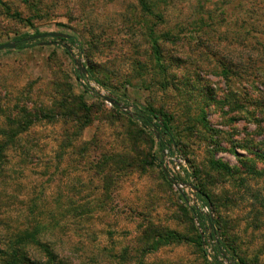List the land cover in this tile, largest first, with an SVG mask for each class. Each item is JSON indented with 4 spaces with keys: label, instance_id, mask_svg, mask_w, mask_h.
I'll return each mask as SVG.
<instances>
[{
    "label": "rangeland",
    "instance_id": "rangeland-1",
    "mask_svg": "<svg viewBox=\"0 0 264 264\" xmlns=\"http://www.w3.org/2000/svg\"><path fill=\"white\" fill-rule=\"evenodd\" d=\"M3 1L0 44L31 45L0 52V128L24 107L34 121L0 158V230L47 222L43 241L68 264H264V0H153L161 23L137 0ZM56 81L93 106L82 132L40 120L57 110ZM95 86L130 117H158L144 128ZM164 115L177 147L162 150ZM171 231L183 239L159 246Z\"/></svg>",
    "mask_w": 264,
    "mask_h": 264
},
{
    "label": "trees",
    "instance_id": "trees-1",
    "mask_svg": "<svg viewBox=\"0 0 264 264\" xmlns=\"http://www.w3.org/2000/svg\"><path fill=\"white\" fill-rule=\"evenodd\" d=\"M228 1V0H227ZM25 3L29 2V0H24ZM140 9L146 15L155 16L158 18L159 23L163 22L164 16L160 13L155 12V3L153 0H137ZM230 2V1H229ZM38 3H36L37 5ZM1 6H7L4 4L3 0H0ZM243 6V0H239L236 4V7ZM10 7L7 8V13H11ZM11 17L16 20H21L29 23L31 25L30 18H24L19 11H14L11 13ZM36 31L34 34H37ZM155 31L153 28L150 29V35L153 36ZM29 34H25L18 38L17 49H24L29 47L31 44L26 40V37ZM33 35L32 38H34ZM12 49H6L5 51H11ZM78 78L82 77V74L78 71ZM56 90L60 99L58 100L57 110L50 112H43L39 114L40 120L42 119H58L62 118L66 122H75L79 127V132L83 131L85 127L93 121V106L88 104L82 94H76L73 91L72 86L64 85L61 82L56 81L55 83ZM104 86V84H102ZM89 89V88H88ZM96 98L105 103V101L100 98L96 94ZM114 110L125 114L131 120L136 119L135 117H130L128 113L123 112L119 107L114 106ZM29 108L24 107L22 109V113H24V120L18 119L16 116L8 119V128H0V134L4 135L5 140L0 142V158L2 161L8 158V152L10 149L17 148L19 142H16V138L21 134L29 130L30 125L33 123L34 119ZM128 114V115H127ZM135 114L138 116L139 121L142 126L149 125L152 123L153 117H158L157 111L154 108H139ZM32 115V116H31ZM33 119V120H32ZM164 120H160V124H155L156 128L160 131V148L164 150L166 146L172 145L177 147V143L175 141V136L171 131V127L169 125V118L164 115L162 118ZM22 121V122H20ZM143 126V127H144ZM146 128V127H144ZM168 138V141L166 140ZM18 145V146H17ZM26 152V150L24 151ZM213 166L219 172H225L227 174H233V168H231L228 164L223 163L221 161L213 162ZM166 178L169 180L167 174L163 171ZM3 176L2 172H0V177ZM4 177H8L7 175ZM9 178V177H8ZM5 180V179H4ZM199 194L209 199L207 192L202 189L199 191ZM2 206H0L1 211ZM1 215V213H0ZM1 223V220H0ZM52 227L47 222H38L34 226H28L26 229H18L15 232L9 233V235H5L3 230H0V233L3 234V237L0 238V264H68L63 259L59 258L57 252H55V248L46 241H43L45 235H47L51 231ZM183 238L176 234L175 232L167 233L166 237H161L160 241L157 243L159 246L167 245L173 242H180ZM158 247V246H157ZM243 262V261H241Z\"/></svg>",
    "mask_w": 264,
    "mask_h": 264
},
{
    "label": "water",
    "instance_id": "water-1",
    "mask_svg": "<svg viewBox=\"0 0 264 264\" xmlns=\"http://www.w3.org/2000/svg\"><path fill=\"white\" fill-rule=\"evenodd\" d=\"M43 36L55 37L57 36V33L50 32L46 34L37 35L36 37L34 36V38L43 37ZM16 47H17V43H13V42L0 44V52L6 49H15ZM77 66L79 67V71L82 74H86V68L82 65L81 61H77ZM98 95H100L104 100L110 102L111 104L118 106L119 108H122L123 111L128 112V108L126 106H123L119 101L115 100L111 95H103V94H98Z\"/></svg>",
    "mask_w": 264,
    "mask_h": 264
},
{
    "label": "built area",
    "instance_id": "built-area-1",
    "mask_svg": "<svg viewBox=\"0 0 264 264\" xmlns=\"http://www.w3.org/2000/svg\"><path fill=\"white\" fill-rule=\"evenodd\" d=\"M98 85H99V84H98ZM99 86H100V85H99ZM100 87H102V88L104 89L103 86H100ZM100 87L95 86V89L92 88V90H96V91L98 92V94L111 95L110 92L105 91V90H101ZM105 102L110 103V102H108V101H106V100H105ZM167 167H168V166L164 165V170L166 171L165 173L167 174L169 180H170L171 182H173L177 188H180L181 191H182V193H185L184 190H183V188H185V186H188V185H186V184L181 180V178H180V176H179V169H180L179 166H177L176 169H175V168H174V169H172V168H167ZM191 188H192L191 190H194L192 186H191Z\"/></svg>",
    "mask_w": 264,
    "mask_h": 264
}]
</instances>
